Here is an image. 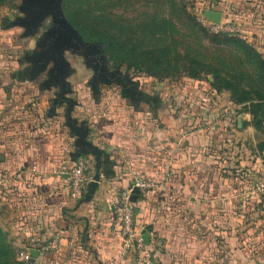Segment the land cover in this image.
I'll list each match as a JSON object with an SVG mask.
<instances>
[{"label": "crops", "instance_id": "0c3cea01", "mask_svg": "<svg viewBox=\"0 0 264 264\" xmlns=\"http://www.w3.org/2000/svg\"><path fill=\"white\" fill-rule=\"evenodd\" d=\"M235 12L232 18L262 53L264 0H242ZM211 81L189 78L170 95L173 86L153 92L140 86L131 100L113 84L106 94L116 98L92 99L95 90H84L91 99L71 108L83 133L1 130L0 227L12 225L24 252L34 250L33 238L59 240L57 251L35 249L39 256L27 263L142 264L137 255L123 254L113 210L120 192L141 175L161 184L133 203L136 229L148 236L154 264H264V256L251 253L262 249L254 236L264 235V226L251 221L264 196L255 191L260 179L249 182L262 170L259 159L239 152L232 134L234 119L238 129H250V118L235 116L227 92L215 91ZM82 151L99 183L77 196L69 174Z\"/></svg>", "mask_w": 264, "mask_h": 264}, {"label": "rangeland", "instance_id": "374dc122", "mask_svg": "<svg viewBox=\"0 0 264 264\" xmlns=\"http://www.w3.org/2000/svg\"><path fill=\"white\" fill-rule=\"evenodd\" d=\"M69 1L74 2L71 8H81L83 12L91 16L85 22L90 24L89 28L102 31L110 30V26L104 20L111 16L112 21L124 26L131 23L134 27L135 24L144 21L147 16L158 15L172 18L176 24V33L172 37L146 38L142 45L154 48L161 45L173 46L175 43L176 52L183 57L188 53L187 48L190 46L206 56V64H211L213 67H219L221 61H218V57L220 56L233 61L232 51L229 49L212 46L205 40L202 42L195 40L188 29L189 18L187 19L177 9L173 13L175 8L171 9L170 0H0V105H2L0 131L16 127L17 129L14 130L18 133L31 126L32 130L37 132L46 129L53 133L67 131L73 135L77 129H80L83 133L86 127H78L71 120L72 105H77L78 100L81 106L85 107L86 101L91 98L102 100L116 98L114 94H106L110 84L115 85V89H122V99H134L135 92L140 90V86L143 92H153L156 87L173 86L171 90L168 89L170 95L189 80L186 69L182 65L184 62L180 63L182 67L179 73L171 75L168 79H155L141 72L129 70L127 62L118 59L115 53L108 51L107 46L99 42L100 40L83 39L70 21L71 17L69 19L66 16L65 4L68 6ZM175 1L186 8L188 16L197 19L204 17L205 9L220 11L225 14L222 23L225 21L233 25L239 31L238 37L250 43V39L242 32V24L236 17L232 18V14L238 17L235 11L241 6L242 0ZM112 29L117 32L111 37L113 39L118 40L122 34L126 38L130 35L124 27ZM133 31L136 32L133 36L141 35L139 30ZM225 63L224 69L230 65L229 61L225 60ZM210 70L211 68L205 69L206 72ZM207 77L213 76L205 74L201 79H207ZM77 86L80 92L76 91ZM84 90H95V93L93 91L90 98ZM224 91L226 90L221 92ZM226 92L225 100L230 99L234 115H240L242 122L245 116L250 118V129L243 127L238 129L237 119H234L232 128L233 140L237 141L239 152L245 157H252L253 160L259 159L258 164L262 174L260 178H252L249 182L260 179V182L264 184V154L259 155L256 150L258 143L264 140V134L253 128L251 116L242 110L241 105L231 100L229 91ZM127 112H129L128 109ZM129 113L132 114V111ZM85 123L82 124L86 125ZM247 149L250 155H246L243 151ZM259 194L264 196V193ZM20 196H22L21 193ZM261 198L262 195L259 199ZM12 207H8L10 218L14 216L11 215ZM249 211L251 212L252 209ZM254 218L251 221L252 227L262 228L264 200L258 206ZM8 224L10 223L0 228L6 238V244L14 253V262L27 264V251H23L24 241L13 230L12 225ZM254 237V242L260 241L262 249L254 247L251 253L258 252L259 254L254 255L262 258L264 235L262 232H256Z\"/></svg>", "mask_w": 264, "mask_h": 264}, {"label": "trees", "instance_id": "16d2710c", "mask_svg": "<svg viewBox=\"0 0 264 264\" xmlns=\"http://www.w3.org/2000/svg\"><path fill=\"white\" fill-rule=\"evenodd\" d=\"M74 2L65 4L66 16L72 21L73 26L80 32L83 39L87 41L102 42L107 46L108 51L115 53L118 59L127 62L129 70H135L155 79H168L171 75L179 73L181 62L186 69V74L192 79H201L205 74L212 75L211 87L221 92H230L231 100L242 106V110L252 118L251 125L256 131L264 134V54L260 53L253 45L236 35L226 33H212L203 26L197 18L188 16L186 8L179 5L177 1L170 0V7L176 9L189 18L188 29L193 34V38L198 42L206 41L212 46L226 48L232 51L233 61L218 57L219 67L206 64L207 57L190 46L188 53L183 57L179 55L177 45L157 46L147 48L142 45L146 38L154 39L169 38L176 33V24L172 18L155 15L147 16L144 21L135 24L129 23L125 26L111 20V17L104 21L110 26V30L91 29L90 24H85L91 16L83 12L81 8H71ZM218 11V10H214ZM125 28L130 35L118 40L111 38L115 33L112 28ZM139 30L141 35L133 36ZM108 37V38H106ZM225 60L230 62L228 68ZM206 68H211L206 72ZM259 155L264 154V140L260 141L256 147ZM14 253L10 246L6 244V238L0 228V264H16ZM28 264V263H27Z\"/></svg>", "mask_w": 264, "mask_h": 264}, {"label": "built area", "instance_id": "2783aa9c", "mask_svg": "<svg viewBox=\"0 0 264 264\" xmlns=\"http://www.w3.org/2000/svg\"><path fill=\"white\" fill-rule=\"evenodd\" d=\"M198 21L212 33H226L239 36L238 29L225 21L224 23L221 22V24H214L208 21L205 17L198 18ZM93 180L94 177L91 172L88 158H80L72 172L69 174V182L73 193L77 196L82 195L84 186L93 182ZM160 186L161 184L159 182L147 180L141 175H137L133 184L130 187L123 189L120 192L117 201L113 204V210L120 223L123 254L127 256L130 254L137 255L142 264H154V261L152 252L149 246L144 242L142 233L136 229L135 213L131 198L135 189L139 190V194L145 195L151 191L159 189ZM255 191L264 193V184L260 182L256 183ZM30 245L34 250L57 251L59 248V240L55 238L54 240L45 243L40 242L39 238H33L30 240ZM30 254L31 251L27 250L28 259L31 258Z\"/></svg>", "mask_w": 264, "mask_h": 264}, {"label": "water", "instance_id": "95a60500", "mask_svg": "<svg viewBox=\"0 0 264 264\" xmlns=\"http://www.w3.org/2000/svg\"><path fill=\"white\" fill-rule=\"evenodd\" d=\"M203 15H204V17H205L208 21H210V22H212V23H214V24H221V22H222L223 14H222L220 11L205 10L204 13H203ZM83 136H85V135L80 134V135L78 136V140H77L78 143H79L80 141H82L81 138H82ZM81 154H83V155H79V154H78V156H79V157H80V156H83V157L88 156V155H87L88 153H87V152H84V151H82ZM98 183H99V176L96 175V176L94 177L93 182H91V183L89 184V186H95V185H97ZM138 195H139V190H138V189H135V190H134V193H133V195H132V198H131L132 203H136V202H137V200H138ZM143 239H144V242L146 243V245L149 246V243H150V242H149L148 236H147V235H146V236L144 235ZM30 256H31L32 259H36V258L39 256V251H38V250H32Z\"/></svg>", "mask_w": 264, "mask_h": 264}]
</instances>
